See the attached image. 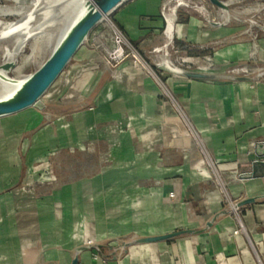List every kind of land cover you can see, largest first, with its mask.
I'll return each mask as SVG.
<instances>
[{
	"label": "crops",
	"instance_id": "0c3cea01",
	"mask_svg": "<svg viewBox=\"0 0 264 264\" xmlns=\"http://www.w3.org/2000/svg\"><path fill=\"white\" fill-rule=\"evenodd\" d=\"M167 3L127 0L108 18L147 56L167 40ZM228 34L176 14L190 64L249 59V44L213 48ZM111 47L101 22L43 109L0 118V264H72L88 244L99 258L77 264H264V176L242 178L264 160V84L180 77L130 53L114 62ZM179 230L195 232L136 242Z\"/></svg>",
	"mask_w": 264,
	"mask_h": 264
},
{
	"label": "rangeland",
	"instance_id": "374dc122",
	"mask_svg": "<svg viewBox=\"0 0 264 264\" xmlns=\"http://www.w3.org/2000/svg\"><path fill=\"white\" fill-rule=\"evenodd\" d=\"M173 1L168 0L167 9L169 7L170 10ZM223 1L228 3L229 19L222 14L221 8L213 5L209 0H184L188 4L178 6L176 14L179 10L188 11L206 24H211L210 22L221 23L216 27H222L230 34L217 39L212 45L213 48L218 49L227 44H249L253 47V53L249 59L230 63L223 67L215 65L213 59L193 65L187 62L185 53H182L180 48L176 46L174 38L170 43L166 40L162 45L155 47L147 56H141L139 52L136 55L141 59L143 57L145 62L153 69L166 73L169 72L159 69L157 65L164 60L165 56H168L170 61L175 62V65L179 61L184 65H190L193 69L207 68V71L211 72H230L239 75L257 76L264 70V52L262 56L260 50V40L264 39V0ZM68 2L69 0H20V3L16 4L13 0H0L2 6L16 5L18 7L17 13L0 15V36L14 23H17V25L23 24L25 27L21 32L14 33L6 38L0 37V64L6 54L18 53L16 60L17 66H20V68L11 71L10 77L15 79L25 78L47 59L61 28L66 22V14L68 13L65 6ZM103 22L111 25L109 18H105ZM48 36H50V39H48ZM167 43L168 46L163 48ZM262 44H264V41ZM160 47L163 48L162 51L157 50ZM256 83L264 84V75ZM50 92L51 90L46 93L42 101L47 100Z\"/></svg>",
	"mask_w": 264,
	"mask_h": 264
},
{
	"label": "water",
	"instance_id": "95a60500",
	"mask_svg": "<svg viewBox=\"0 0 264 264\" xmlns=\"http://www.w3.org/2000/svg\"><path fill=\"white\" fill-rule=\"evenodd\" d=\"M127 0H84L83 6L74 9L63 27L60 30L59 36L55 41L47 59L30 75L22 79H15L10 77V72L17 68V60H7L0 64V69L6 72L7 75L0 74V77L9 83H16L10 92L0 91V118L13 115L24 111L31 107L41 108L45 107L42 98L46 95L55 81L59 78L67 65L71 62L75 54L85 43L91 31L101 22L108 18L110 14L121 6ZM213 5L228 10V3L223 0H209ZM17 4L20 0L16 1ZM203 8V7H202ZM7 14V13H6ZM2 15V14H0ZM168 23V20H167ZM214 26H219V22H210ZM25 27L23 24L14 23L9 26L2 34L1 38H6L14 33L21 32ZM168 29V27H167ZM167 34V31H166ZM167 37V41L170 43ZM168 43L164 46L166 48ZM162 60L157 67L161 70L167 71L170 74L186 77L191 79L202 80H228V81H249L256 82L264 75V70L257 76L239 75L238 73H219L211 72L201 69H193L175 65L178 71L167 69L162 65ZM264 148V141L259 143ZM258 157H264V150L258 153ZM264 176V160L257 159L252 162V170L242 175V178H255ZM255 198H247L237 203L238 207L253 203ZM218 216V215H217ZM215 216L208 226L217 218ZM193 230H179L164 235L143 237L137 239L138 243L157 242L161 240L170 239L182 234L193 233ZM129 245L128 242L123 243V248ZM100 244H88L80 246L76 249L77 255L72 261V264H77L78 254L83 251L94 248L100 249ZM114 255V254H113Z\"/></svg>",
	"mask_w": 264,
	"mask_h": 264
},
{
	"label": "bare ground",
	"instance_id": "6f19581e",
	"mask_svg": "<svg viewBox=\"0 0 264 264\" xmlns=\"http://www.w3.org/2000/svg\"><path fill=\"white\" fill-rule=\"evenodd\" d=\"M13 1L16 3V1H18V0H13ZM83 3H84V0H69V2L67 3V5L65 6V9L67 10V13H68V14H66L67 15L66 16V20H67V18L70 15H72L74 9H76L77 7L83 6ZM186 3L184 2V0H174L172 2V4H171L170 10L168 12V15L166 14L167 15V19H168L167 37H168L169 41L174 36V24H175V20H176V10H177V7L180 6L181 4H186ZM168 9H169V7H168ZM201 9L204 10V8H202V7H201ZM17 12H18V7L16 5L15 6H2V5H0V14H6V13L7 14L8 13L10 14V13H17ZM222 14L227 19H229L230 13H229L228 10L222 9ZM61 16H63V15H61ZM48 39H50V36H48ZM159 50L162 51L163 49L162 48H159ZM17 57H18V53L17 52H14L13 55L6 54V57L2 60V63L4 61H7V60H13V59L16 60ZM162 65H164V67H166L167 69H171V70H174V71H178V69L175 68L174 63L169 60L168 56H165L164 61L162 62ZM19 68H20V66H17L16 69H19ZM0 74L7 75L6 72L3 71L2 69H0ZM15 86H17L16 83L15 84L14 83L13 84L12 83H9V82L5 81L4 79H2L0 77V91L10 92Z\"/></svg>",
	"mask_w": 264,
	"mask_h": 264
},
{
	"label": "built area",
	"instance_id": "2783aa9c",
	"mask_svg": "<svg viewBox=\"0 0 264 264\" xmlns=\"http://www.w3.org/2000/svg\"><path fill=\"white\" fill-rule=\"evenodd\" d=\"M168 4H169V2L167 3V5ZM167 5L165 7L166 10L164 12L166 14L169 12V9H167ZM110 27L112 30V47L109 50L110 59L114 62L122 61L128 55L129 52L131 55H133V57L137 58L135 49L133 48L130 41L126 38V36L122 33V31L112 23H111ZM160 48H162V47H160ZM163 48H164V46H163ZM158 49L159 48H157V50ZM173 63L175 64V62H173ZM177 63H178L177 64L178 66L191 68L190 65H184L183 63H181L179 61ZM232 207H233L234 211H237L239 208L237 206V203H233ZM242 230H243V225L240 224L239 229H237L235 231V233H238ZM100 251H101V248L100 249H98V248L92 249L93 258H99Z\"/></svg>",
	"mask_w": 264,
	"mask_h": 264
}]
</instances>
